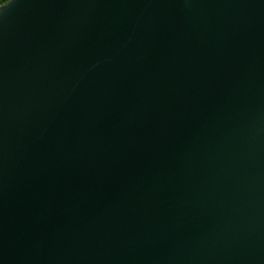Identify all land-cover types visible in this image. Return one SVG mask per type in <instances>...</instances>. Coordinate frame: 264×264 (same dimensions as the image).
<instances>
[{"label": "water", "instance_id": "95a60500", "mask_svg": "<svg viewBox=\"0 0 264 264\" xmlns=\"http://www.w3.org/2000/svg\"><path fill=\"white\" fill-rule=\"evenodd\" d=\"M0 264H264V0L0 4Z\"/></svg>", "mask_w": 264, "mask_h": 264}, {"label": "trees", "instance_id": "16d2710c", "mask_svg": "<svg viewBox=\"0 0 264 264\" xmlns=\"http://www.w3.org/2000/svg\"><path fill=\"white\" fill-rule=\"evenodd\" d=\"M3 3H5V0H0V4H3Z\"/></svg>", "mask_w": 264, "mask_h": 264}, {"label": "snow or ice", "instance_id": "6c2138e0", "mask_svg": "<svg viewBox=\"0 0 264 264\" xmlns=\"http://www.w3.org/2000/svg\"><path fill=\"white\" fill-rule=\"evenodd\" d=\"M5 3H7V0H5Z\"/></svg>", "mask_w": 264, "mask_h": 264}]
</instances>
